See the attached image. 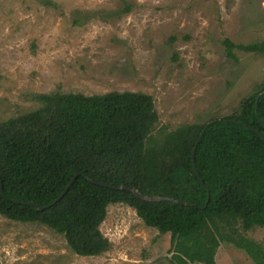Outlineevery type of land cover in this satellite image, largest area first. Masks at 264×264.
<instances>
[{"label":"trees","instance_id":"16d2710c","mask_svg":"<svg viewBox=\"0 0 264 264\" xmlns=\"http://www.w3.org/2000/svg\"><path fill=\"white\" fill-rule=\"evenodd\" d=\"M223 45L235 61L237 50L264 55V41ZM35 100L37 109L0 121V186L8 198L0 190L1 216L44 225L74 254L96 257L111 248L101 231L108 207L125 204L171 236L179 264H216L222 241L264 264V247L238 233L264 228V83L230 115L172 131H157L155 102L145 93L55 92Z\"/></svg>","mask_w":264,"mask_h":264},{"label":"rangeland","instance_id":"374dc122","mask_svg":"<svg viewBox=\"0 0 264 264\" xmlns=\"http://www.w3.org/2000/svg\"><path fill=\"white\" fill-rule=\"evenodd\" d=\"M264 41V0H0V121L49 93L140 92L153 97L157 131L230 115L264 83V55L223 45ZM101 231L111 248L74 254L63 235L0 215V264H179L171 236L125 204ZM240 235L264 247V228ZM216 264H255L221 242Z\"/></svg>","mask_w":264,"mask_h":264},{"label":"water","instance_id":"95a60500","mask_svg":"<svg viewBox=\"0 0 264 264\" xmlns=\"http://www.w3.org/2000/svg\"><path fill=\"white\" fill-rule=\"evenodd\" d=\"M262 96H263V94H261V95L259 96V98L262 97ZM203 135H204V132L202 133L201 136H203ZM78 176H79L78 174L74 176V178L72 179V181H71L70 184L67 186V188L65 189L64 193L61 195V197H60L58 200H60L61 198H63V197L67 194V192L70 190L71 186L74 184V182H75V180L78 178ZM92 181H93V180H92ZM93 182H94V181H93ZM94 183H95V184H98V185H100V186L106 187V188H111V189L117 190V191H128V192H131V193H133L135 196H137L138 198L143 199V200H146V201H159V200H161V198H159V197H147V196H143L142 194H140V193H139L136 189H134V188H129V187H126V186L113 187V186H111V185H109V184L101 183V182H94ZM0 190H1V194H2V196H3L4 198L8 199L7 196H6V194H5V192H4V188H3V184H2V183H1V186H0ZM172 202H177V203H179V204L186 205L185 202L174 201V200H172ZM29 205H31V206H36V204H34V203H31V204H29ZM38 208H39V210H44L43 207H38Z\"/></svg>","mask_w":264,"mask_h":264}]
</instances>
